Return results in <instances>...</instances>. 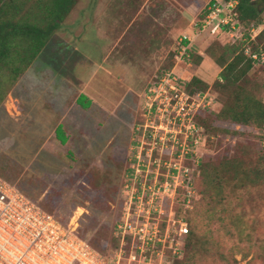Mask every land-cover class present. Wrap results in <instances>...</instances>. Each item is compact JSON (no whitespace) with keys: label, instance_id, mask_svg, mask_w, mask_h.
Instances as JSON below:
<instances>
[{"label":"rangeland","instance_id":"1","mask_svg":"<svg viewBox=\"0 0 264 264\" xmlns=\"http://www.w3.org/2000/svg\"><path fill=\"white\" fill-rule=\"evenodd\" d=\"M103 1L122 7V16L119 22L106 24L107 34L114 39L111 55L89 86L83 87L81 79L88 76L91 64L82 65L77 62L82 58L71 54L69 48L75 44L66 40L64 25L1 103L0 174L62 223L76 227L92 246L102 247L111 264L119 247L116 227L135 200L140 180L158 176L162 181L167 176L168 167L158 168L155 163L198 166L194 172L199 181L203 176L200 164L212 160L207 173L209 180L215 178L209 194L202 180L192 208L183 203V194L166 198L164 207L172 208L176 217L188 218V236L194 233L197 243L194 264H226L228 259L235 264H264V135L219 119L220 126L235 134L216 136L204 127L206 144L198 147L188 142L183 143L185 148H172L173 140L160 139L164 130L153 127L154 118L146 109L149 88L172 66L184 82L197 74L205 77L218 101L207 110L211 114H218L225 103L243 98L247 91L262 101L264 68L255 63L237 85L222 88L215 84L222 80L216 59L224 47L234 41L253 47L249 38L253 31L248 28L235 39L201 31L210 0ZM183 35L192 40V60L175 64ZM204 53L211 61L199 68L201 63L196 61ZM50 65L57 71L46 73ZM84 91L94 100L89 108L77 103ZM62 120L69 134L67 144L56 135ZM181 149L184 155L180 157ZM227 150L242 157L240 165H220L217 160Z\"/></svg>","mask_w":264,"mask_h":264},{"label":"built area","instance_id":"2","mask_svg":"<svg viewBox=\"0 0 264 264\" xmlns=\"http://www.w3.org/2000/svg\"><path fill=\"white\" fill-rule=\"evenodd\" d=\"M239 0H210L207 4L201 31L208 34H228L232 39L251 28L250 40H255L264 29L262 25H246L239 19ZM192 40L183 35L176 50V64L191 60ZM253 62L264 68V48L245 49ZM147 112L154 118L153 127L164 130L172 148L184 144L207 142L204 126L196 116L211 110L218 103L210 89L191 92L175 72V67L164 70L148 90ZM264 101V98H263ZM264 135V126L261 130ZM153 135V134H152ZM180 135L184 140L180 141ZM163 143V142H162ZM184 143V144H183ZM184 149L178 156L184 155ZM188 153V152H186ZM153 154H151V157ZM168 167L165 180L158 176L140 180L139 190L126 207L125 215L116 227L121 239L111 264H175L181 257L189 224L185 217H176L173 209H165L164 200L183 194L186 206L191 207L196 194V167L178 163H155ZM172 165V166H171ZM137 168L136 175L141 172ZM149 173L153 170L149 168ZM158 173V172H157ZM160 185L158 192L155 187ZM162 189V192H160ZM170 191L171 193L169 194ZM160 193V194H159ZM162 193V194H161ZM137 195V196H136ZM137 197V199H136ZM162 199L159 203V199ZM154 201L158 204H154ZM0 264H110L106 255L77 233L72 224L65 225L55 214L44 209L15 184L0 175Z\"/></svg>","mask_w":264,"mask_h":264},{"label":"trees","instance_id":"3","mask_svg":"<svg viewBox=\"0 0 264 264\" xmlns=\"http://www.w3.org/2000/svg\"><path fill=\"white\" fill-rule=\"evenodd\" d=\"M78 1L0 0V105ZM237 11L239 19L246 25L254 24L257 26L264 24V0H239ZM251 42H253V47L251 46L250 48L253 51L258 50L261 46L264 48V29ZM233 43L225 46L221 58L216 59V62L222 67L220 74L222 80L219 79L215 84L222 88L237 85L244 77L248 76L254 63L253 59L246 54V47L241 45L242 42L237 43L234 41ZM193 51L194 48L192 47L191 55ZM202 59L203 57H199L196 62L200 63ZM172 67L168 69H172ZM184 83L191 92L197 90L205 91L210 87L209 83L199 76H194L190 81ZM78 103L84 108H89L92 101L85 95H81ZM219 119L232 124L254 128L262 136L261 130L264 126V101L258 100L252 92L247 91L243 98L238 97L234 102L225 103L218 114L202 111L196 116L197 122L204 126L208 133L212 135L220 136L222 133L235 134L234 130L220 126L217 123ZM56 134L60 139L65 140L62 126L56 129ZM231 151L227 150L220 154L217 161H220L219 163L222 167L241 164L242 157L234 154V151ZM212 162L209 159L203 161L200 164V171L203 176H200L198 181L196 174L195 179V189L198 188V183L200 184L203 180L206 194H209L211 191L212 187L210 182L215 178L212 177L209 180L210 176L207 173V170L212 168ZM214 171L216 173V169ZM19 189L22 190L21 188ZM196 194L192 198V203L197 198ZM183 203H186V201L183 200ZM192 203L190 208H192ZM185 219L188 218L185 217ZM189 233L185 237L183 254L181 257L176 258L175 264L195 263L198 252L196 249L197 243L195 234L192 233L188 236ZM116 238L119 243L118 246H120L121 239L117 236ZM98 250L106 255L102 247L98 248ZM225 263L235 264L230 259L226 260Z\"/></svg>","mask_w":264,"mask_h":264},{"label":"crops","instance_id":"4","mask_svg":"<svg viewBox=\"0 0 264 264\" xmlns=\"http://www.w3.org/2000/svg\"><path fill=\"white\" fill-rule=\"evenodd\" d=\"M122 9L123 8L119 7L115 2H104L103 0H79L67 15L65 19L66 24H64L65 21L64 20L61 23L60 27L54 32V34H56V32L60 28L62 27L65 28L64 25H66V40L67 41L72 40L75 44L71 46V48H69V50L72 51L71 54L76 55L77 53L78 58H82L77 60L78 63L82 65L91 64V68L87 71L88 76L85 77L84 79L83 78L81 79L83 87L89 86V84L93 80L92 77L94 76V74H96V72L99 71V68L103 64H105L104 63L105 58L111 55L110 44L111 42H113L114 39L110 38V35L107 34L106 24H111V23L115 24L117 23V20L119 22L122 16V14L120 13ZM53 35L50 37L49 41L44 46L43 50L39 53V55L30 65V67L39 59V57H41L44 54ZM92 58L95 59L92 60ZM208 61H211L210 57L204 53L199 68H201L206 63H208ZM29 68L22 74V76L25 75L27 72H29ZM53 70L55 72L57 71L52 65L45 67L46 73H48L47 71H53ZM89 74L91 76H89ZM197 76L203 79L205 78L199 74H197ZM19 80L15 84V86L19 83ZM81 95H85L93 103L94 100L92 99V96L90 94H87L85 91L79 94V96L77 97V103ZM63 120L60 121L57 128L59 126L63 127L65 142L61 141L58 135L57 134L56 135L58 140L62 144H67L69 141V134L67 133Z\"/></svg>","mask_w":264,"mask_h":264}]
</instances>
